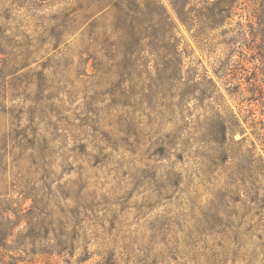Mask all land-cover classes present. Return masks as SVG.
<instances>
[{
	"label": "rangeland",
	"instance_id": "obj_1",
	"mask_svg": "<svg viewBox=\"0 0 264 264\" xmlns=\"http://www.w3.org/2000/svg\"><path fill=\"white\" fill-rule=\"evenodd\" d=\"M163 1L194 50L186 64L197 62L207 69L242 124L246 119L250 124L262 123L264 104L250 100L248 84L233 77L221 80L215 74L227 57L223 49L203 52ZM36 2L0 0V193L6 191L14 206L26 211L35 199L40 200V217L64 218L74 244L69 249L72 256L46 254L54 247L58 251L61 233L44 228L27 240L28 246L36 243L40 253L32 264H66L71 258L70 264H80L75 261L84 257L85 250L97 254L83 264H99L103 259L108 264H264L262 179L239 160L229 169L207 164V174L198 173L194 157L184 159L177 150L181 133L176 129L184 128L178 115L134 116L132 109H123L120 88L131 83H98L95 60L84 64L88 55L81 37L59 51L51 50V39L43 32L55 10H43L39 13L43 18L31 22L27 8ZM16 29L32 37L34 32L43 34L28 40L38 48L43 43L44 50L27 62L9 54L8 38L19 39L10 37ZM94 56L106 76L113 77L116 69L108 46L99 45ZM23 64L28 66L20 68ZM166 80L164 74L159 83L141 85L156 90ZM170 93L155 95L148 107L161 111ZM132 99L129 94L128 101ZM192 110L196 116L205 113V109ZM243 127L264 157L262 142L249 124ZM169 141L175 144L167 150L164 143ZM203 147L202 153H211L212 146ZM237 177L263 201L250 207L235 204L228 182ZM23 228L25 224L17 231Z\"/></svg>",
	"mask_w": 264,
	"mask_h": 264
},
{
	"label": "trees",
	"instance_id": "obj_2",
	"mask_svg": "<svg viewBox=\"0 0 264 264\" xmlns=\"http://www.w3.org/2000/svg\"><path fill=\"white\" fill-rule=\"evenodd\" d=\"M28 2L31 3V0ZM167 2L203 52L215 53L223 49L227 57L220 61L221 71L215 73L219 79L230 81L233 77L239 79L237 83L245 81L250 100L264 104V0ZM47 9L55 10L47 18L48 24L43 32L51 39L48 43L51 50L59 51L62 45L68 47L71 39L81 37L84 53L88 55L84 64L92 58L95 60L93 66L100 75H95L100 79L98 83L104 80L105 83L114 80V83L122 85L131 83L120 88L123 109H132L130 114L134 116L153 112L159 118L178 115L184 128L176 129L181 133L178 138L181 143H176L181 147L177 150L184 159L194 157L199 166L198 173L207 174V164L217 169H229L239 160L264 183V157L258 152L256 141L246 136V127H243V124H249L254 136L264 145V121L258 123L253 120L250 124L246 119L242 124L227 106L220 87L207 69L197 62H191L190 66L186 64V59L194 55V50L180 35L178 25L163 0H38L27 8L28 18L31 22L38 21L43 18L39 13ZM108 19L111 21L108 22ZM16 30L10 37L19 38L17 41L7 37L6 50L9 54L22 57L27 62L31 56L44 50L43 43L38 48L37 44L29 43L28 38L32 36H28L26 31ZM43 34L34 32L33 37L38 40ZM99 45H107L109 53L113 54L112 67L116 69L113 77H107L102 64L96 62L94 54ZM27 66L23 64L20 68ZM152 72H155L153 76ZM164 74L167 80L162 81L164 85L158 84L156 90L153 86L146 89L141 85L151 81L159 83ZM227 91H230L229 88ZM169 92L166 97L169 99L159 108L161 111H156V106L148 107L149 99ZM129 94L134 97L131 101H128ZM193 102L197 103L190 108ZM194 108L205 109V113L196 116ZM258 124L262 126L258 127ZM238 134L242 136L239 140L235 138ZM196 143L197 147H194ZM174 144L169 141L164 143V147L170 150ZM204 145L212 146L211 153H202ZM193 147L197 148L196 151ZM2 170L0 165V174ZM228 184L236 195L235 204L250 207L263 201L240 177ZM40 203L35 199L30 210L26 211L21 206L15 207V201L7 197L6 191L0 193V264H32L33 257L40 253L35 248L36 243H30L29 247L27 240L44 228L61 233L56 245L58 251L54 247L46 254L72 256L69 249L74 239L67 232L68 223L64 218L54 219V215L40 217ZM22 224L25 228L17 231ZM25 231L28 232L25 234ZM96 254L85 250L81 253L84 257L75 262L83 264ZM70 261L73 262L72 258ZM104 261L99 264H108Z\"/></svg>",
	"mask_w": 264,
	"mask_h": 264
}]
</instances>
